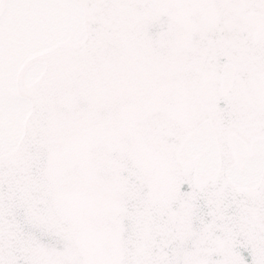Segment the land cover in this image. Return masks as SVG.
I'll list each match as a JSON object with an SVG mask.
<instances>
[{
    "label": "snow or ice",
    "instance_id": "1",
    "mask_svg": "<svg viewBox=\"0 0 264 264\" xmlns=\"http://www.w3.org/2000/svg\"><path fill=\"white\" fill-rule=\"evenodd\" d=\"M0 264H264V0H0Z\"/></svg>",
    "mask_w": 264,
    "mask_h": 264
}]
</instances>
